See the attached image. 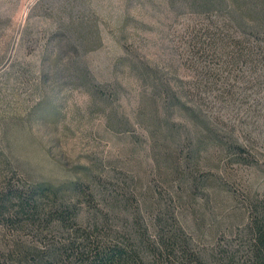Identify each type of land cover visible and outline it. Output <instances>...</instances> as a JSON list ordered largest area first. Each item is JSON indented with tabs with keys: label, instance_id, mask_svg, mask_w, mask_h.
Returning a JSON list of instances; mask_svg holds the SVG:
<instances>
[{
	"label": "rangeland",
	"instance_id": "1",
	"mask_svg": "<svg viewBox=\"0 0 264 264\" xmlns=\"http://www.w3.org/2000/svg\"><path fill=\"white\" fill-rule=\"evenodd\" d=\"M204 21L189 0H0V264L43 237L11 189L82 218L167 205L202 249L239 240L264 204V76L194 53ZM227 93L251 112L237 141L197 125V96L208 114Z\"/></svg>",
	"mask_w": 264,
	"mask_h": 264
},
{
	"label": "trees",
	"instance_id": "2",
	"mask_svg": "<svg viewBox=\"0 0 264 264\" xmlns=\"http://www.w3.org/2000/svg\"><path fill=\"white\" fill-rule=\"evenodd\" d=\"M189 1L206 17V21L193 26L192 51L205 62L216 58L229 71L232 66H243L252 75L264 76V0L252 6L248 0ZM197 99L203 116L197 125L205 129L213 124L237 141L241 117H249L251 112L243 115V109L232 107L235 99L230 93L214 96L216 109L208 114L203 110L211 103L203 96ZM226 117L234 124L228 125ZM243 120L245 125L252 122ZM209 136L213 141L220 139L215 133ZM203 138L197 141L199 145ZM49 191L41 188L37 191L40 194L23 198L11 189L3 198L4 205L17 198L29 225L43 234L40 243L15 245L11 256L17 259L13 258L11 264H264V204L255 205V214L236 235L237 242L227 240L202 249L175 209L167 205H105L82 218L70 205H38L40 196Z\"/></svg>",
	"mask_w": 264,
	"mask_h": 264
}]
</instances>
